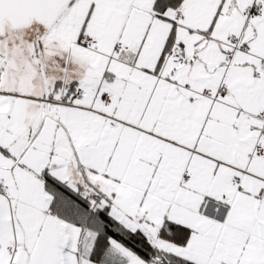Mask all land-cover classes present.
<instances>
[{
	"label": "snow or ice",
	"instance_id": "1",
	"mask_svg": "<svg viewBox=\"0 0 264 264\" xmlns=\"http://www.w3.org/2000/svg\"><path fill=\"white\" fill-rule=\"evenodd\" d=\"M0 264H264V0H0Z\"/></svg>",
	"mask_w": 264,
	"mask_h": 264
}]
</instances>
